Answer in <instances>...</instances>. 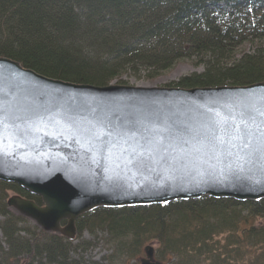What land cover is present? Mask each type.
Returning a JSON list of instances; mask_svg holds the SVG:
<instances>
[{
  "label": "water",
  "instance_id": "water-1",
  "mask_svg": "<svg viewBox=\"0 0 264 264\" xmlns=\"http://www.w3.org/2000/svg\"><path fill=\"white\" fill-rule=\"evenodd\" d=\"M213 132L221 139H212ZM0 181L44 204L15 196L9 207L70 240L76 221L99 207L203 197L259 201L264 83L95 87L51 79L0 57ZM145 253L141 264H161L153 247Z\"/></svg>",
  "mask_w": 264,
  "mask_h": 264
},
{
  "label": "trees",
  "instance_id": "trees-1",
  "mask_svg": "<svg viewBox=\"0 0 264 264\" xmlns=\"http://www.w3.org/2000/svg\"><path fill=\"white\" fill-rule=\"evenodd\" d=\"M258 42L251 53H238ZM0 57L45 77L107 87L129 75L154 80L181 60L202 68L177 88L264 83V0H0ZM7 192L41 204L18 185L0 182V264H76L71 241L23 228ZM100 229L132 237L121 253L158 246L166 264H264V199L177 200L161 205L98 208L77 233ZM26 261V262H28Z\"/></svg>",
  "mask_w": 264,
  "mask_h": 264
},
{
  "label": "rangeland",
  "instance_id": "rangeland-1",
  "mask_svg": "<svg viewBox=\"0 0 264 264\" xmlns=\"http://www.w3.org/2000/svg\"><path fill=\"white\" fill-rule=\"evenodd\" d=\"M257 44L258 42H254V44L252 43L245 44L244 46L240 47L238 53L241 52L251 53L253 49L256 48ZM194 63L195 61L190 59L181 60L170 71L163 73L162 75L151 81L147 79V73L135 74L134 72L131 71L129 75H125L121 79L114 81L110 86L116 85V86H127V87H135V88H165V89L177 88L175 87L176 82L180 78L194 72L202 71V68L195 67ZM15 196L20 197L15 192H7L6 204L8 206L9 212L19 217H22L23 220L25 221L24 223H19V226L23 228L31 229L32 231H34L35 228H38L44 231L45 233L53 234V235L56 234L58 236L65 238L68 241H71V246L73 248H76L74 249V252L71 255L72 259L74 260V262H76V264H141V260L146 258L144 250L149 246L155 249V256H156L155 260L161 264H166V263H162L157 258L156 250L158 246L155 242L146 243L142 248L143 254L141 252L139 256L133 257V256H129L127 253L120 252V250L122 249V245H127L129 242H131L132 237L120 236L116 238L115 236L110 235L107 231H103L96 228L93 230L85 228L82 234L78 235L77 222L82 216L76 221V234L73 240L68 239L66 236L62 235L61 233L45 231L35 220L22 214L21 212H19V210L9 207L8 201ZM38 206L40 207L44 206L42 199H41V204ZM103 208H110V207H103ZM2 221H3V217L0 215V222ZM67 224H68L67 220L62 221L61 228L64 229L67 226ZM0 243L2 248L5 249L7 248V245L5 244V239L1 231H0ZM26 261L28 260L21 259L20 264H29V261L28 262ZM15 264H17V262H15Z\"/></svg>",
  "mask_w": 264,
  "mask_h": 264
},
{
  "label": "snow or ice",
  "instance_id": "snow-or-ice-1",
  "mask_svg": "<svg viewBox=\"0 0 264 264\" xmlns=\"http://www.w3.org/2000/svg\"><path fill=\"white\" fill-rule=\"evenodd\" d=\"M237 131H240V129H239V127L237 126ZM248 134V130L247 129H245L242 133H241V135H247ZM93 135L95 136V138L97 139V140H100L102 137H101V134H99V133H93ZM211 138L212 139H221L215 132H213L212 134H211ZM221 142H223L222 140H221Z\"/></svg>",
  "mask_w": 264,
  "mask_h": 264
},
{
  "label": "bare ground",
  "instance_id": "bare-ground-1",
  "mask_svg": "<svg viewBox=\"0 0 264 264\" xmlns=\"http://www.w3.org/2000/svg\"><path fill=\"white\" fill-rule=\"evenodd\" d=\"M25 191V190H24ZM26 192V191H25Z\"/></svg>",
  "mask_w": 264,
  "mask_h": 264
}]
</instances>
